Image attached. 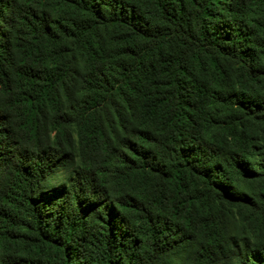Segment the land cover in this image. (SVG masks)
Masks as SVG:
<instances>
[{
	"label": "trees",
	"instance_id": "obj_1",
	"mask_svg": "<svg viewBox=\"0 0 264 264\" xmlns=\"http://www.w3.org/2000/svg\"><path fill=\"white\" fill-rule=\"evenodd\" d=\"M0 264H264V0H0Z\"/></svg>",
	"mask_w": 264,
	"mask_h": 264
}]
</instances>
